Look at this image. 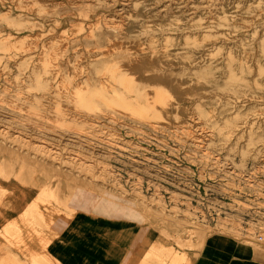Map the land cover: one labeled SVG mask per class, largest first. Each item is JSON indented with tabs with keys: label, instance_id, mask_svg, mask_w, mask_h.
Returning <instances> with one entry per match:
<instances>
[{
	"label": "rangeland",
	"instance_id": "1",
	"mask_svg": "<svg viewBox=\"0 0 264 264\" xmlns=\"http://www.w3.org/2000/svg\"><path fill=\"white\" fill-rule=\"evenodd\" d=\"M136 1L0 0V264H55V217L111 203L134 212L113 216L131 226L126 264H192L212 235L264 251V0ZM164 47L179 121L139 115L142 84L116 92L115 72ZM58 60L80 87L62 89ZM155 241L171 255L152 258Z\"/></svg>",
	"mask_w": 264,
	"mask_h": 264
},
{
	"label": "crops",
	"instance_id": "2",
	"mask_svg": "<svg viewBox=\"0 0 264 264\" xmlns=\"http://www.w3.org/2000/svg\"><path fill=\"white\" fill-rule=\"evenodd\" d=\"M118 218L122 220H115ZM118 218L82 210L69 221L55 217L50 224L55 236L47 254L55 264H126L131 254V226L124 217ZM116 245L127 250L121 259L114 255ZM192 264H264V251L227 236L212 235L205 239Z\"/></svg>",
	"mask_w": 264,
	"mask_h": 264
},
{
	"label": "bare ground",
	"instance_id": "3",
	"mask_svg": "<svg viewBox=\"0 0 264 264\" xmlns=\"http://www.w3.org/2000/svg\"><path fill=\"white\" fill-rule=\"evenodd\" d=\"M133 3H134L133 5H135V6L139 5L136 0H134ZM143 4L145 5V2ZM138 9H139V7H138ZM133 13H135V12H133ZM136 13H137V15L142 13V15H139V16L147 15V13L145 11H142V12L136 11ZM118 14L120 16L121 12H119ZM159 15L160 14H158V16ZM136 29H137V26L135 24H133V23L130 24L128 22H127V24L125 26L122 25L121 28L119 27L120 33H123V34H126V35L127 34H133L134 36H139V35L143 36L144 35L143 33H141V34L133 33V31L136 30ZM155 35L158 36V32H156ZM162 35L169 36V35H173V33L165 32ZM184 35H186V33H184ZM167 38H169V37H167ZM165 43L167 45L169 44L168 43V39L165 40ZM16 45L20 46L22 44L20 42H17ZM75 46H76V42L74 41L72 43V48H74ZM152 46H154V44ZM149 49H150V47L148 45H146L145 49H140L139 50V53H141V52L145 53L144 51L145 50L148 51ZM169 49L170 48H168V47H164V48H160L159 50H153V51L157 52V55H155L154 58H147L148 56H144V57L142 56L141 58L135 59V60L129 59L128 61L130 63H128L129 67H127V69H125L124 71L121 70V71L115 72V75L117 74L118 77H120L119 78V82L122 85V90L119 89V90L116 91L115 89H112V91L113 92L116 91V92L121 93V95L118 97L119 100L127 101L128 98L126 96L122 97L124 91H126V92L133 91V92H137L138 93V90H140V87H137L138 84H142L145 87L146 90L145 89L143 90L145 92L141 94L142 96L130 97V99H128V100H134V101H137L138 103L140 101H143L144 104L137 105V107L139 109L143 110V112H139L140 113L139 115H144V116H147V117H151L152 121H154L155 119L162 120L164 118H168V119L175 118L176 121H179L180 120L179 114L183 113V110L179 109V103L177 101L180 100V99H183V98L184 99L188 98L187 96H184V97L181 96V93H182V90H183L181 88V85L182 84L185 85V83H184L185 78H180V79L174 81L173 78L170 75V72H171L170 69L171 68L168 69V70L162 69V71L154 69L155 66H158V65L161 66L162 64H160V63L168 60L167 57H165L164 53L169 52ZM145 54H147V53H145ZM120 55H122V54H120ZM148 55L152 56V54H148ZM132 56H135V55L133 54ZM186 58L187 59L185 61L189 62L190 58L188 56ZM153 60H154V64H151V62H153ZM181 61H183V60H181ZM54 65H55V68L57 70L56 75L57 74L62 75L61 73H59V69L62 66H65L64 63L62 61L58 60L57 62H55ZM34 76H36L34 84L39 83L41 81L40 76H37V75H34ZM63 76L64 75H62V77ZM65 76H67V77H63L62 78V81L65 82V84H64V86L62 88L64 91H69V90H73V89H75L77 87H80L76 83L73 74L65 75ZM201 87L202 88H206V86H204V85H201ZM42 95H44V93H42ZM200 97H202L201 100H200L201 102H203L206 99L203 96H200ZM26 100H28V99H26ZM31 104H30V102H26L27 106H30ZM51 110L52 111L54 110V113L55 112H59V110H58V108L56 106L51 108ZM42 111H44V110H42ZM51 114H53V112H50V115ZM64 114L67 115L68 112H65ZM61 116H62V114H61ZM38 158L45 159V156H43L42 154H39ZM33 162H34V160H33ZM38 162H40V161H38ZM34 164L36 165L35 162H34ZM34 164H33V166H34ZM40 164H41V162L39 164H37L38 165L37 167H41V166H39ZM34 168H36V167L34 166ZM36 169L39 170L40 168H36ZM55 170H56V168H55ZM57 172H58V170H57ZM42 174H44V173L42 172ZM62 174H63V172H62ZM62 174H60V175H62ZM55 175H57V173ZM44 176H46V175H44ZM73 177H75V176H73ZM70 179L72 180V177ZM71 180H69V181H71ZM88 182L86 181L85 184L88 183ZM78 185L81 186L80 184H78ZM94 187H95V185H94ZM71 196H72L71 200L73 202V201H77V200H88L93 195L92 194H85L84 195L80 191L79 192L75 191V192H72ZM100 197L101 198H105L102 195ZM105 201H106V198H105ZM116 204L115 203H111L110 205H114V207H112V208L109 207L108 210L105 211V213L108 214V216L110 218H113V216H115V215H125V214L133 215L134 214V212H132L131 209L128 206L127 207H122V206H118ZM135 208L137 209V207H135ZM152 212H154V211H152ZM149 213H147V214L149 215ZM150 216H151V214H150ZM159 244H160L159 241L151 242L150 247L148 249V252L151 254L152 258H154V259H156L158 261L161 258L164 260L166 257H169L171 255V254H167L168 253L167 248H165L164 246L159 245Z\"/></svg>",
	"mask_w": 264,
	"mask_h": 264
},
{
	"label": "built area",
	"instance_id": "4",
	"mask_svg": "<svg viewBox=\"0 0 264 264\" xmlns=\"http://www.w3.org/2000/svg\"><path fill=\"white\" fill-rule=\"evenodd\" d=\"M260 240H261V237H260V236H258V237H257V241H260Z\"/></svg>",
	"mask_w": 264,
	"mask_h": 264
}]
</instances>
